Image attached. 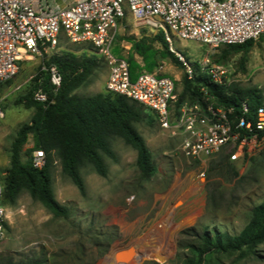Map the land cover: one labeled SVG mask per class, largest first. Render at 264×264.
<instances>
[{
    "label": "rangeland",
    "instance_id": "rangeland-1",
    "mask_svg": "<svg viewBox=\"0 0 264 264\" xmlns=\"http://www.w3.org/2000/svg\"><path fill=\"white\" fill-rule=\"evenodd\" d=\"M142 35L156 34L126 18L118 28L111 51L113 56L128 60L137 71H147L146 63L133 51L130 38ZM172 47L190 63H197L207 55L228 70L227 84L258 88L264 98V36L254 41L244 71L239 66L242 55L221 58L222 47L210 49L196 41L176 38L172 40ZM66 49L87 56L94 54L87 44L71 45L61 36L56 51ZM153 51L151 71L163 64L164 71L178 79V94L182 88V69L173 64L174 68L169 57H161L162 47L158 43H153ZM43 58L41 54L24 60L18 75L0 85L4 111L0 120V172L9 166L11 143L17 130L34 114L33 107L27 108L19 100L30 89ZM108 73L106 59L99 61L88 82L75 93L81 96L105 93ZM135 128L144 138L155 166V173L149 179L140 177L136 151L120 139L112 141L118 161L114 163L105 158L106 177L97 175L90 165L81 168L85 196L79 194L55 159L53 192L56 200L67 208L66 217H55L27 193H22L15 205L5 206L6 228L0 241V261L182 264L188 255L186 249L179 248V242L184 240L180 235L183 230L196 227L201 232L207 227L236 235L248 223L252 207L264 201V141L254 155L229 162L233 169L222 170L217 163L218 155L204 162L185 158L178 150L181 135L172 137L161 130L154 113L148 109ZM32 145L33 138L29 136L22 149V162L27 159L25 151ZM223 153L227 154L228 149ZM201 172H204L203 178L199 176ZM206 264H264V243L249 258L217 254Z\"/></svg>",
    "mask_w": 264,
    "mask_h": 264
},
{
    "label": "built area",
    "instance_id": "built-area-1",
    "mask_svg": "<svg viewBox=\"0 0 264 264\" xmlns=\"http://www.w3.org/2000/svg\"><path fill=\"white\" fill-rule=\"evenodd\" d=\"M128 17L149 32L162 34L176 60L172 66L181 68L188 79L205 74L217 85L227 84L228 70L207 55L190 63L172 47L173 38L218 49L264 36V0H0V85L18 75L24 60L57 53L63 36L71 45L92 46L106 59V91L136 101L154 113L161 130L172 137L181 135L178 150L185 158L204 162L228 149L229 159L236 161L259 151L264 136L243 135L242 130H252V123L240 118L233 126L231 109L215 108L212 103L202 107L198 101L177 105L178 79L166 75L163 64L131 79L126 59L111 53L118 28ZM40 70L48 77L49 90L38 87L32 98L43 105L53 104L62 84L61 73L53 64L42 63ZM200 90L205 96L204 89ZM242 107L246 113V105ZM3 117L0 100V120ZM254 125L264 130V106L257 109ZM30 160L34 168L41 169L45 154L33 150ZM199 176L203 178L204 172ZM1 200L0 183V241L6 222Z\"/></svg>",
    "mask_w": 264,
    "mask_h": 264
},
{
    "label": "trees",
    "instance_id": "trees-1",
    "mask_svg": "<svg viewBox=\"0 0 264 264\" xmlns=\"http://www.w3.org/2000/svg\"><path fill=\"white\" fill-rule=\"evenodd\" d=\"M130 40L133 51L144 59L146 72H152L154 67L153 43L162 47V58L169 57L176 63L162 34L158 33L152 37L142 35ZM253 45L254 41H248L240 45L224 46L221 58L229 54H241L239 66L244 71L248 61L247 55ZM88 46L94 53L91 56L66 49L42 59L45 65H55L62 76V84L53 104L43 105L32 98L33 91L38 87L49 90L48 77L40 68L32 79L27 94L19 100L20 103L24 102L25 107H33L34 114L28 123L17 130L11 143L9 166L4 172H0L1 204L4 208L15 205L20 195L27 193L55 217H66L67 208L56 200L53 192L54 160L59 162L62 173L70 179L79 194L85 196L81 168L90 165L97 175L106 177L105 158L114 163L118 161L112 147L114 139L122 140L126 146L136 151V167L142 179H149L155 173L151 152L135 128V124L144 118L146 108L125 96L107 91L88 96L75 93L88 82L99 61L104 59L96 54L97 51L92 46ZM126 61L133 80L142 71L134 70L132 64ZM180 83L182 88L177 96V105L198 101L202 107L212 103L215 108L231 109L229 118L233 126L240 118L252 123V130H242L243 135L257 134L259 138L264 136V130L259 131L254 125L257 109L264 106V98L258 88H240L235 84L217 85L211 82L208 76L200 73L195 74L192 79L183 74ZM201 88L204 89L205 96ZM243 104L246 105V113L243 111ZM29 136L33 138V145L25 151L27 159L22 162V149ZM33 150H42L45 154V165L41 169H36L31 164ZM217 155L220 156L217 161L220 169H233L229 164L233 161L229 159L228 153L224 154L222 151ZM4 226L6 228V224ZM180 235L184 240L179 242V248L188 252L182 264H206L217 254H239L240 259L254 256L257 247L264 243V201L252 207L248 223L236 235L207 227L201 232L196 227L187 228ZM0 264L48 263L33 259L21 263L0 261Z\"/></svg>",
    "mask_w": 264,
    "mask_h": 264
},
{
    "label": "crops",
    "instance_id": "crops-1",
    "mask_svg": "<svg viewBox=\"0 0 264 264\" xmlns=\"http://www.w3.org/2000/svg\"><path fill=\"white\" fill-rule=\"evenodd\" d=\"M166 73V72H165ZM166 75H168L167 73H166ZM169 76V75H168ZM177 79V78H176Z\"/></svg>",
    "mask_w": 264,
    "mask_h": 264
},
{
    "label": "bare ground",
    "instance_id": "bare-ground-1",
    "mask_svg": "<svg viewBox=\"0 0 264 264\" xmlns=\"http://www.w3.org/2000/svg\"><path fill=\"white\" fill-rule=\"evenodd\" d=\"M111 261V260H110Z\"/></svg>",
    "mask_w": 264,
    "mask_h": 264
}]
</instances>
